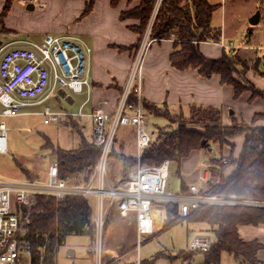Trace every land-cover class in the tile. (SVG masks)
<instances>
[{
	"label": "trees",
	"instance_id": "1",
	"mask_svg": "<svg viewBox=\"0 0 264 264\" xmlns=\"http://www.w3.org/2000/svg\"><path fill=\"white\" fill-rule=\"evenodd\" d=\"M12 0H6L0 13V32H5L2 20ZM120 0H110L115 6ZM128 2L134 0H127ZM137 4L121 12L122 18H133L138 21L133 29L140 36L151 22L150 36L157 40L174 33L179 39L176 48L170 53V63L177 69L195 68L201 75H220L222 82L233 87L237 97L244 90H251L252 95L262 96L264 91L256 88L244 76L247 65L239 55L225 49L219 58H207L199 48V41H216L220 31L212 27L214 11L219 6L210 0H135ZM189 1V7L184 5ZM159 2V3H158ZM94 0H85L83 14L93 6ZM154 14V16H153ZM153 17V20H152ZM241 66V69L238 67ZM129 101L136 100L131 90ZM142 104L151 114L164 117L168 121L178 118L176 127L161 126L157 137L151 135L149 144L142 150L141 162L160 164L164 159L179 165L181 159L196 148L208 147L211 142L228 143L235 136H242V145L236 158L212 159L213 165L208 187L201 194L220 199H237L238 201H264V125L241 124L233 121L230 125L222 123L221 109L217 106L191 105L189 115L171 114L145 99ZM68 120L75 121V116L68 115ZM79 136L78 145L63 148L57 144H44L52 150L58 166L60 178L73 183L88 182L97 163L100 147L88 139L82 127L72 126ZM163 130V131H161ZM165 130V131H164ZM48 140L47 137H45ZM204 140V143L202 141ZM117 138L114 137L110 157L113 156ZM123 176L132 167L136 158L134 153L119 155ZM13 161L24 174V167L15 155ZM83 171L82 176L78 172ZM122 174V173H121ZM26 177V176H25ZM124 177H122L123 179ZM118 184L119 182H114ZM167 218L161 230L185 220L186 222H204L213 231L214 239L210 250L204 252L201 264H216L220 261L221 252L227 251L247 264H258L256 253L261 244L256 240L244 241L237 232L238 224H258L264 222V207L244 203H199L186 215H180L177 203L165 201ZM68 234L86 235L93 241L95 224L90 205L85 196L66 195L56 198L51 195H37L31 206L30 218L26 224L23 238L30 246L32 264L39 261L40 248L45 244L49 249L61 244ZM44 235L47 241H44ZM93 252V251H92ZM142 264H150L142 260ZM140 263V264H141ZM126 264V263H125Z\"/></svg>",
	"mask_w": 264,
	"mask_h": 264
},
{
	"label": "built area",
	"instance_id": "2",
	"mask_svg": "<svg viewBox=\"0 0 264 264\" xmlns=\"http://www.w3.org/2000/svg\"><path fill=\"white\" fill-rule=\"evenodd\" d=\"M150 30L151 26H148L141 36L125 86L114 109L108 110L109 100L102 98L89 113L93 122V142L100 147V153L88 182L78 184L60 178L55 161L48 164L46 175L42 179L0 174V264H22L21 252L30 253V246L23 235L37 195L63 198L72 194L86 197L95 224L96 264H100L101 231L114 203L121 217L134 212L138 243L151 232V211L156 201L176 202L182 216L199 203H244L264 207V201L227 202V199L206 196L200 193V187L194 183L189 185L187 193H166L169 160L164 159L160 164L141 162L142 150L151 140L146 129L149 112L142 104L139 90L142 58L149 44L155 40L150 36ZM161 39L179 40L173 32ZM218 44L231 48L222 40ZM258 48L262 50L261 58L264 59V46ZM91 51V46L80 37L54 33H45L40 40H18L0 46V154L7 152L8 129L2 117L25 113V107L57 96L59 89L66 93L81 92L86 87L85 90L88 91V60ZM131 90L136 94L135 101L128 100ZM36 112L43 117L44 124L58 122L68 115H83L81 109L76 114H70L66 110H52L47 104ZM120 125L133 126L136 162L120 183L115 184L108 176V168L112 143ZM207 148L210 152L213 151L212 146ZM219 159L227 161L226 157ZM199 164L201 168L198 179L208 185L212 159L205 158ZM212 243L209 236L195 235L188 241L183 254L178 256L179 264H192L188 255L207 252ZM30 261L32 263L31 258ZM136 263H140L137 258Z\"/></svg>",
	"mask_w": 264,
	"mask_h": 264
},
{
	"label": "crops",
	"instance_id": "3",
	"mask_svg": "<svg viewBox=\"0 0 264 264\" xmlns=\"http://www.w3.org/2000/svg\"><path fill=\"white\" fill-rule=\"evenodd\" d=\"M5 1L0 0L1 9ZM19 1H11L10 10L6 13L1 23L6 29L5 32L14 34L7 43L16 40H35L37 37H29V35L35 33L39 34V39L45 33L69 34L84 39L92 49L88 60L90 86L88 91L86 90L88 95L90 93L89 100L87 101H91V105L88 112L84 113L81 111L83 115L87 114L89 116V113L102 98L109 100L107 109L113 110L133 64L141 39L139 33L133 29V25H136L138 21L133 18H122L120 14L122 11L137 4V1L128 2L127 0H120L117 5L113 6L110 0H94L92 8L83 14L85 0H64L63 8H61L60 0H28L32 1V3H29L27 8L35 9L37 6L41 14L40 20L42 21L53 17L57 19L62 15L73 19L71 22H64L59 25L51 24L49 27L42 26L43 28L24 26L20 22L8 19L13 7H17L19 13L22 12L24 14L25 8ZM223 1L210 0L212 3L219 4L214 13L220 10L221 24L218 25L211 20V25L220 30V35L216 41H199L200 51L207 58H219L225 49L232 50V52L235 51L247 65L244 73L246 79L253 83L256 88L264 91V59L261 58L263 55L262 50L258 48L264 46V23L260 29H255V27L250 29L248 26H244L239 30L238 34L236 28L228 31L229 27L231 28V22L230 20L228 21L224 13ZM29 5L31 6L29 7ZM261 22L262 13H259V19L256 24H260ZM19 35H26V37ZM220 40L231 48L221 47L218 44ZM175 45V41L170 39H155L149 44L140 66L139 90L141 100L145 99L158 107L166 108L171 114L182 113L184 116L189 115L191 105L217 106L221 109L223 124L230 125L233 121H236L243 124L264 125V98L262 96H253L252 91L247 89L235 97L233 95V87L230 84L222 82L220 75L217 73L203 76L195 68L177 69L173 67L170 63V53L176 48ZM81 104L83 106L85 102L83 101ZM151 116L159 122L160 126L168 123L166 118L153 115L149 112V117ZM76 117L78 119V116ZM91 126H93L92 121ZM151 133L154 135V132ZM117 135L115 145L118 148H122L126 153H135L133 126H121ZM119 141L124 142V146H119ZM229 141L230 144L228 145L211 142L210 146L213 147L212 152L207 147L196 148L183 157L179 165L176 166L180 179V191L173 192V194L187 193L188 187L192 183L200 187V193L204 192L207 188V182H200L198 179L200 172L198 161L205 158H227V156L236 158L241 149L242 136H235ZM118 167L121 168L120 165ZM116 168L114 167V173L116 172ZM211 179L214 180V178ZM121 180L118 182L120 183ZM163 203L157 201L152 205L151 232L148 236L160 231L167 219V211ZM119 217L121 216L119 215ZM121 218H126L135 230V216L132 212L127 217ZM158 218L160 219L158 220ZM195 224L198 225L197 228L199 230L197 231L195 228L192 231L193 236H208V234H213V231L206 223L195 222ZM237 232L242 240H256L261 244L256 257L258 264H264V222L258 224H238ZM126 254L129 253L126 252ZM193 255L191 261L193 260ZM133 257L132 260H135V256ZM174 257H177V253ZM225 257H228L233 264H247L232 253L223 250L220 258L228 260Z\"/></svg>",
	"mask_w": 264,
	"mask_h": 264
},
{
	"label": "rangeland",
	"instance_id": "4",
	"mask_svg": "<svg viewBox=\"0 0 264 264\" xmlns=\"http://www.w3.org/2000/svg\"><path fill=\"white\" fill-rule=\"evenodd\" d=\"M60 1L61 8H63L64 0ZM19 2H21L22 6L25 8L24 14L22 12L19 13L17 7H13L11 13H9L8 19L10 21L14 20L16 22H20L24 26L49 27L51 24L59 25L73 20L71 17L62 15L57 19L56 17H53L42 21L40 20L41 14L39 13V8L37 6L35 9L27 8V5L32 3V1L20 0ZM188 3L189 1H187L184 5L190 8ZM223 9L228 21L230 20L231 22V28L229 27L228 31L236 28V32L238 34L239 30L244 26H248L250 29L252 27L260 29L261 25L264 23V0H224ZM9 10L10 7L8 11ZM1 11L2 9L0 8V13ZM257 11L262 13V22L260 24H251L249 22V18ZM220 13V10L213 13V23H217L218 25L221 24ZM150 24H148L147 27L151 26ZM9 33L10 32H0L2 44L7 43L9 39L13 37L14 34ZM32 35H29V37H37L35 40L41 39L38 38V33ZM19 36L26 37V35ZM16 42H18V40H16ZM238 67L241 69L240 65H238ZM125 83L123 87L125 86ZM85 88L86 87H84L81 92H67V94L74 99L72 103H69L64 98L55 95L46 98L44 101L34 106L25 107V113L12 117H2L8 130L7 152L0 154V174L7 177L42 179L46 175L48 164L55 159L52 150L48 147H44L45 143L48 145L57 144L63 148H70L72 146L75 147L79 142V136L74 132L76 128L73 127L72 129V126L75 125H77V127H79V125L82 127V132L86 138H92V120L87 114L78 116V119L75 116L77 124L73 120H68L67 117L58 122L44 124L43 117L36 112L42 110L45 104L49 105L52 110H66L70 114H76L80 108L84 113L88 112L91 101L85 102L87 97L88 100L90 97V93L88 95ZM121 92L122 90L120 91V94ZM83 101L85 104L81 106ZM1 108L2 107L0 105V111ZM178 120L180 119L172 118V120L168 121L166 125L162 126L172 125V127L175 128ZM120 128L121 125L116 131L115 137L118 136L117 133ZM160 128L161 126L159 125V122L153 116L149 117L146 129L150 135H152L151 132H154L155 137H157ZM45 137H47L48 140H46ZM219 144L228 145V143ZM119 146H124V142L119 141ZM121 153H124L123 149L115 146L113 156L109 159V163H111L109 166L111 169L109 170L108 168V176L114 182L121 180L122 177L126 175L125 174L123 176V172L120 170L121 168L118 167V165L121 166L119 158ZM13 155L17 157L21 165L24 167V174L14 163ZM228 157L229 156H227V158ZM201 160L204 159H200L198 162L200 163ZM114 167L116 168L115 173L113 172ZM198 168L200 170V164H198ZM78 174L81 177L83 171L78 172ZM68 179V182L73 181V175L70 174ZM216 179L217 177H214V180ZM206 187L209 188L208 185ZM179 191L180 179L176 171V164L174 162H170L169 173L166 181V193L171 194ZM228 201L232 202L238 200L229 198L227 199V202ZM163 204L166 205L165 203ZM132 213L134 214V212ZM171 216V214L168 215L169 218H171ZM197 226L198 225L195 224V222L187 223L185 220H182L181 222H177L166 229L151 234L138 243L136 242L137 237L134 227L127 221L126 218L119 217L114 203L101 231L99 250L100 264H137L136 259L132 260V258H134L133 256L139 259L140 263L142 260H148L150 264H179L178 256L183 254V250L186 249L188 241L195 236H193L192 231L195 228L197 231L199 230ZM208 236L211 239H214L213 234H208ZM47 239V236L44 235V241H47ZM126 252L129 254H126ZM176 253L177 257L175 258L174 256ZM21 254L23 255L22 264H32L31 261L29 262L31 253L22 251ZM188 256L189 258H192L191 254ZM95 257L96 235H94L93 241H91L86 235L68 234L65 236L64 241L61 244L56 245L53 249H49L44 244L40 248L39 261L37 264H96ZM203 259L204 253H194L191 263L200 264V262H203ZM225 259L228 260H222V258H220V261L216 264H233L228 257H225Z\"/></svg>",
	"mask_w": 264,
	"mask_h": 264
},
{
	"label": "water",
	"instance_id": "5",
	"mask_svg": "<svg viewBox=\"0 0 264 264\" xmlns=\"http://www.w3.org/2000/svg\"><path fill=\"white\" fill-rule=\"evenodd\" d=\"M30 6H31V5H29V7H30ZM258 19H259V11L255 12L253 15L250 16V18H249V22H250L251 24H256V23L258 22ZM1 45H2V40L0 39V46H1ZM57 93H58V96L64 98V99H65L66 101H68L69 103H71V102L73 101V98H72L70 95H68V94L66 93L65 90H63V89H59V90L57 91ZM202 143H204V140L202 141Z\"/></svg>",
	"mask_w": 264,
	"mask_h": 264
},
{
	"label": "bare ground",
	"instance_id": "6",
	"mask_svg": "<svg viewBox=\"0 0 264 264\" xmlns=\"http://www.w3.org/2000/svg\"><path fill=\"white\" fill-rule=\"evenodd\" d=\"M155 212V211H154ZM154 214V213H153ZM160 218H158V220H159ZM154 228V227H153Z\"/></svg>",
	"mask_w": 264,
	"mask_h": 264
}]
</instances>
